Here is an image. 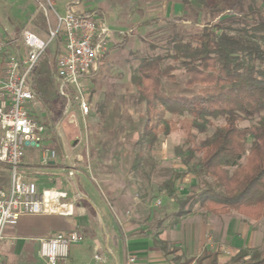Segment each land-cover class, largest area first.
<instances>
[{"label": "trees", "instance_id": "obj_1", "mask_svg": "<svg viewBox=\"0 0 264 264\" xmlns=\"http://www.w3.org/2000/svg\"><path fill=\"white\" fill-rule=\"evenodd\" d=\"M181 1L185 6L190 4V0ZM222 1L229 2L228 14L221 15L223 10L217 8ZM244 2L206 0L207 5L216 8L218 16L202 24L192 21L194 26L202 27L190 30L187 36H171L165 52L142 56L131 75L136 103L144 107L140 143L148 150L154 148L161 134L178 129L170 116L188 117L201 133L214 128L203 139L193 137L175 147L185 170L175 169L163 182V188L174 197L177 182L193 173L197 189L179 199L174 223L195 206L215 216L236 212L256 222L264 218V15L256 0H250L248 12ZM97 13L98 10H89L84 14ZM187 20L183 15L160 16L145 24ZM55 72L43 54L30 78L36 100L46 110L59 95ZM45 118L39 120L51 132L50 139L59 142L53 133L58 120L48 113ZM59 146L60 153H64ZM142 156L140 151L135 166H139ZM0 167L8 171L1 163ZM8 183L6 172L0 171V186ZM217 255L218 252L204 251L184 264H218ZM243 260L244 264L264 263V249H241L228 264H243Z\"/></svg>", "mask_w": 264, "mask_h": 264}, {"label": "rangeland", "instance_id": "obj_2", "mask_svg": "<svg viewBox=\"0 0 264 264\" xmlns=\"http://www.w3.org/2000/svg\"><path fill=\"white\" fill-rule=\"evenodd\" d=\"M54 2L55 10L61 15L70 7L77 13L98 10L99 13L96 15L105 20L115 32L107 57L93 69L94 74L90 71V75L81 81L83 95L92 104L88 115L85 116L81 112L76 92L70 99L58 95L47 110L36 99L31 104L32 114L41 121L46 120L47 113L49 117L58 120L53 133L58 136L59 142L52 141L51 132L46 131L41 141L42 146L55 149L57 157L64 165H67L65 151L71 158L78 154L82 155L77 164L78 168L89 176L92 170L94 172L97 169L100 172L101 185L109 181L111 187L118 189L122 207L133 210L129 220L133 224H143L154 231L172 227L176 224L174 212L178 208L179 199L197 189V179L193 173H188L177 182L174 197H170L163 188V182L175 169L185 170L181 159L175 154V147L193 137L197 140L203 139L213 133L214 128L211 127L207 133H201L191 125L188 117L170 116L172 121L177 122L178 129L168 135L161 134L154 148L148 150L144 143H140L145 124L144 107L136 103V89L130 79L142 56L165 52L171 36L176 33L187 36L190 30L202 27L194 26L192 21L202 24L215 19L218 16L216 8L207 5L206 0H190V4L186 6L181 0H54ZM249 2L250 0L244 2L243 8L247 12ZM256 4L264 15L263 0H256ZM38 6L37 0H0V37L9 39L17 36L36 14L29 28L47 40L50 27L57 29L58 23L52 10L49 11L47 19L42 11H37ZM217 8L223 10L221 15L228 14L229 2L222 1ZM181 15L189 20L176 24L166 21L145 24L160 16ZM63 45L64 36L60 32L59 37L50 44L45 53L55 71ZM221 123L222 121L218 122ZM81 139L82 142L74 148L78 142L77 144L73 142ZM59 145L64 153H60ZM140 151L143 156L140 158L139 166H135ZM41 161L42 148L26 147L23 165L26 176L37 182L41 177L44 182H48L44 166L40 165ZM0 171L6 172L9 180L8 171L3 167H0ZM55 178L52 182L64 183V186L71 184L75 187L74 179L77 175L74 178L68 170L60 169ZM159 200L161 203L157 204ZM208 217L204 210L195 206L193 211L181 218L175 227H180L181 231L188 227L199 228L200 223L202 221L206 223ZM216 221L220 225L219 220ZM255 225L264 229V218Z\"/></svg>", "mask_w": 264, "mask_h": 264}, {"label": "built area", "instance_id": "obj_3", "mask_svg": "<svg viewBox=\"0 0 264 264\" xmlns=\"http://www.w3.org/2000/svg\"><path fill=\"white\" fill-rule=\"evenodd\" d=\"M37 2V11H42L49 19L52 10L58 23L57 29L50 27L47 40L29 28L36 14L17 36L0 37V163L6 165L9 173L8 185L0 186V264H6L1 244L6 238L7 226L16 225L25 215L73 214V203L62 201L68 196L66 191L45 189L40 192L37 182L23 171L26 147L42 148V166H49L58 156L55 149L42 146L46 126L30 108L36 99L30 80L35 64L62 32L64 45L55 72L57 92L68 99L78 93L79 108L86 116L92 104L83 95L81 81L107 56L114 40L115 30L96 14L77 13L70 7L61 15L54 8V0ZM83 239L79 231L42 238L40 257L44 264H67L71 246ZM125 264H139L137 255L129 253Z\"/></svg>", "mask_w": 264, "mask_h": 264}, {"label": "crops", "instance_id": "obj_4", "mask_svg": "<svg viewBox=\"0 0 264 264\" xmlns=\"http://www.w3.org/2000/svg\"><path fill=\"white\" fill-rule=\"evenodd\" d=\"M81 142L82 139L74 141V148ZM65 156L67 165L57 157L44 166L49 181L40 177L36 182L40 192L66 191L68 196L62 201L73 203V214L25 215L16 225L7 226L1 244L6 264H44L40 239L71 231H79L84 239L71 246L67 264H125L129 253L137 255L139 264H184L204 251L218 252L217 263L228 264L241 249L264 247V229L255 225L259 221L247 220L236 212L218 218L208 214L206 223L202 221L199 228L188 227L185 231L175 227L179 222L158 231L133 224L129 221L133 210L122 207L118 189L111 187L109 181L101 185L97 169L89 176L78 168L82 155L71 158L65 151ZM60 169L68 170L74 178L77 175L75 187L52 182Z\"/></svg>", "mask_w": 264, "mask_h": 264}]
</instances>
